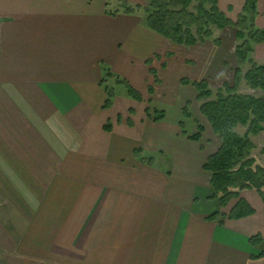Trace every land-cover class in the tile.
<instances>
[{
  "label": "crops",
  "instance_id": "1",
  "mask_svg": "<svg viewBox=\"0 0 264 264\" xmlns=\"http://www.w3.org/2000/svg\"><path fill=\"white\" fill-rule=\"evenodd\" d=\"M113 2L0 0V264H264L249 244L264 239L256 191L240 193L252 216L209 219L236 201L225 212L213 199L202 139L189 140L168 114L136 122L123 94L102 109L105 69L135 89L147 82V94L155 54L168 57L158 74L189 67L137 14L110 15ZM258 9L264 30V0ZM207 68L216 73L213 58L185 79L203 80ZM158 79L155 88L167 86Z\"/></svg>",
  "mask_w": 264,
  "mask_h": 264
},
{
  "label": "trees",
  "instance_id": "2",
  "mask_svg": "<svg viewBox=\"0 0 264 264\" xmlns=\"http://www.w3.org/2000/svg\"><path fill=\"white\" fill-rule=\"evenodd\" d=\"M117 12H109V14L114 15ZM135 13L134 9L125 8L124 14ZM144 14L145 27L176 46L191 48L204 44L211 40L214 31L221 32L229 28L235 30L236 39L242 42L235 49L237 68L234 70L233 83H224L217 90L214 99L211 100L212 94L207 90L206 80L182 79L181 83L191 85L198 93L197 98L201 101L200 114L208 122L211 131L220 142L218 150L203 164V170L210 174L213 199L220 209H225L232 201H236L228 213L218 212L209 219L223 225L225 220H239L252 216L253 208L240 197V193L249 190L256 191L264 202V168L257 165L251 157V152L255 148L251 137L264 131V97L240 95L237 90L240 81L243 80L250 90L264 93V64L257 65L248 60V55L253 52L251 43L264 44V30L255 27L258 0H244L242 11L236 21L228 18L220 10L217 0H149ZM245 31L248 33L247 36L244 35ZM220 42V39H214L213 44L219 47ZM246 61L249 69L241 78L240 67ZM149 74L153 77L154 83L158 84L159 79L156 72L150 69ZM107 80L123 85L128 97L137 102L142 101L141 95L126 80L120 79L105 69L100 81L105 95L103 110L112 107L115 97L114 89L109 88ZM147 92L152 95L153 87L148 86ZM145 115L151 122H160L165 118V113L157 109L147 108ZM121 120L122 118L117 116L116 122L120 123ZM126 123L128 126L133 125L129 119ZM111 128L110 123L104 126L107 132H110ZM237 128H245L246 131L243 135H239L236 132ZM203 132V127L197 125L196 133L188 139L199 143ZM134 155L141 162L148 165L152 163L151 158H143L140 150H135ZM249 244L251 247H258L260 251L259 255L254 257H264V239L260 235L251 237Z\"/></svg>",
  "mask_w": 264,
  "mask_h": 264
},
{
  "label": "rangeland",
  "instance_id": "3",
  "mask_svg": "<svg viewBox=\"0 0 264 264\" xmlns=\"http://www.w3.org/2000/svg\"><path fill=\"white\" fill-rule=\"evenodd\" d=\"M108 1H110L111 3L112 0H108ZM113 1H114L113 4H109L110 6L108 7L109 8L108 11L110 12L118 11V12L124 13L125 8H132L136 12L135 14H137L139 17L142 18L143 27H145L144 9L148 5L149 0H113ZM262 3H263V0H262ZM220 10L228 18H230L233 21H236L237 16L242 11V10L241 11L240 10L231 11L229 8L225 6L220 8ZM257 18L263 19V12H261V10L259 9H258V16L256 17V21H255V27L259 30H263L259 28V26H257ZM246 32L247 31L244 32L245 36L248 35V33ZM235 33L236 32L233 28H229L221 32L214 31V34L211 40L207 41L204 44H198L197 46L191 47V48L179 46L180 48H178L176 55L179 59H181L180 64L186 63L189 66L187 67L188 72L181 71L180 74L174 73L172 77H171V74L166 73V72L161 73L160 71V74H158V71L156 69L160 68L163 65V63H165L166 58L168 57L161 58L159 54H155L152 57V59L148 61L149 67L156 72L157 78L160 76V78L164 80V83H166L167 86L155 88L156 84L154 83L153 77L150 75L151 78H149V81H151V83H149L148 86L153 87L152 95H149L148 92L146 94L145 84L147 82L143 78L141 79V82L142 83L146 82V83L144 84L143 89L141 90L138 88L135 89L131 85L130 81H128L125 77L117 74L116 76H118L122 80H126L141 95V98H142L141 102H137L131 99L130 97L127 98V99H130V101H132L133 105H130V107H132V109H134L136 112V113L135 112L130 113L129 116L130 115L135 116L136 122L140 121L141 124H144V123H148V119L145 115V110L147 108L163 111L165 114H168V116L170 117L171 124L173 123V120L178 119L179 123L181 124V130L185 131V133L183 134H186L187 136L196 133L197 125H201L204 129V132H203L202 141L200 142L199 145L202 147H206L208 150L210 149L209 151L211 154L216 152L220 146V142H219V139L211 131V128L208 122L200 114L199 107L201 105V101H199L197 98L198 93L195 91V89L192 88L191 85H187V84L185 85V84L180 83L179 78H181V76L184 79L191 78L190 71H198V69L201 68L202 63H206L207 61L210 62V60L213 58L214 65L217 71L216 73L212 74L210 69L208 68L205 69V74H207L206 75L207 77L205 76L203 80H206L208 83L207 90L212 94L211 100L214 99L217 93V90L220 89L224 83H228V84L233 83L234 70L235 68H237V62L235 58V49H236V46L242 43L236 39ZM157 37L159 38L160 36L157 35ZM214 39H220L221 42H220L219 47L214 46L213 44ZM251 46H252L253 52L250 55H248V60H251L257 65H263L264 64V45L263 44L255 45L251 43ZM167 49L169 50L170 48L168 47ZM166 56H169V55L167 54ZM240 68H241L240 71H241V78H242L243 75L249 69L248 62L246 61V63L241 65ZM105 79H108V78H105ZM139 81H137V85H141ZM107 85L109 86V88L112 87V89H115L116 96L123 94L125 97H127L126 89L123 85L121 84L117 85L115 84V81L113 80L112 81L107 80ZM237 93L240 95L249 94V95L256 96V97L257 96L264 97L263 92L250 90L246 86L243 80L240 81ZM143 96H144V100H143ZM202 101H205V100H202ZM128 119L131 120L130 117H128L126 120ZM166 128H167V125L160 126V129L159 128H156V129L160 132L167 133L168 131H166ZM152 131H155V130L152 128ZM245 131H246L245 128L236 129V132L239 135H243ZM251 141L253 142L255 146L254 150L251 152V157L254 159L257 165L264 168V131L256 136H252ZM147 156L150 157L151 155H147ZM159 162H160L159 163L160 166H164V163H161V161ZM209 177H210V174H209ZM228 209L229 207L225 209H221V210L227 212Z\"/></svg>",
  "mask_w": 264,
  "mask_h": 264
}]
</instances>
